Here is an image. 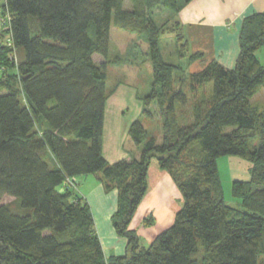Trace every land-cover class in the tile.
<instances>
[{"label": "trees", "instance_id": "obj_1", "mask_svg": "<svg viewBox=\"0 0 264 264\" xmlns=\"http://www.w3.org/2000/svg\"><path fill=\"white\" fill-rule=\"evenodd\" d=\"M0 31V264H264V12L246 17L235 67L218 60L192 73L193 122L176 120L188 93L173 88L180 64L164 60L163 27L123 0H5ZM192 0H143L148 10H170L177 24ZM140 33L149 45L152 91L143 97L162 109L161 142L143 121L128 129L140 157L109 163L103 154L111 26ZM167 30V29H166ZM178 54L186 56L184 33ZM170 31V32H171ZM162 33V34H163ZM19 50V61L14 59ZM101 56L97 61L95 56ZM203 56H189V63ZM10 72H13L11 75ZM160 86V90L158 89ZM210 86L209 95L198 94ZM142 114V115H143ZM154 115V114H153ZM237 156L252 165L249 180H234L228 203L218 160ZM166 171L184 204L151 244L131 227L148 192L152 161ZM96 174L107 192L118 191L112 220L127 239L124 255L106 257L89 202L68 179ZM5 196L13 202L1 203ZM144 223L152 225L148 216Z\"/></svg>", "mask_w": 264, "mask_h": 264}, {"label": "rangeland", "instance_id": "obj_2", "mask_svg": "<svg viewBox=\"0 0 264 264\" xmlns=\"http://www.w3.org/2000/svg\"><path fill=\"white\" fill-rule=\"evenodd\" d=\"M123 8L126 10L133 9L135 6V1L139 2L142 7L140 9L143 11V15H152L155 19L157 26L160 28L163 27L164 32L160 33L161 36V52L165 61L180 64L183 66L184 70H178L176 72L175 77L173 78V88L178 90L182 88L188 93L189 102L185 105L177 104L176 110V120L181 123V125H189L193 122V109L192 102L194 101V97L190 90L193 88L192 81H189L190 75L192 73H196L202 69H195L198 65L199 60L193 64L189 65V56H187V52L185 53V57H181L178 54V41L176 39L177 32H172L171 28L176 27L183 32V25L177 24L174 18L171 16L170 10L164 8L161 4L155 7L152 10H148L143 0H123ZM5 0H0V11L3 5H5ZM0 14V31L3 29L4 25L2 23V18ZM179 19V15L177 17ZM180 21V19H179ZM181 22V21H180ZM167 29V30H166ZM171 31V32H170ZM142 34L140 33H130L128 30L121 29L117 25L111 26V48H110V56L118 61V59H124L125 63L122 65H115L109 67V98L107 100V108H106V135L109 140L110 132L113 128H115V135L119 136V141L122 142L123 147L129 151L133 156H138L137 151H140V148L135 145V143L130 139V137L126 138L125 128L130 125L134 119L140 118L145 126L148 129L149 136H153L157 138L158 142H161L163 136V128H162V109L158 106V102L153 100L150 104L151 116L149 117L146 114H143V104L142 99L146 95H148L152 91V83H153V67L150 61L149 56V45L142 38ZM19 50L16 51L14 59L19 61L20 54ZM258 55L261 58V62L264 65V47L259 51ZM95 59L97 61H101L102 57L96 55ZM13 75V72H10ZM160 90V86H158ZM210 86H205L203 90L199 91V95H209ZM0 91H5L4 88H0ZM261 92L254 98L255 103H259L264 106V95ZM143 111V113H142ZM143 114V115H142ZM116 119H120V127L115 126L114 123ZM117 127L119 130L117 131ZM126 135V136H125ZM133 145V146H131ZM137 149V151H136ZM156 167V169H154ZM251 163L243 158L237 156H223L218 160V169H219V177L226 195V199L229 204L232 206H237L240 208V205L231 198L232 185L235 179L239 177L241 180H249L251 176ZM159 168L157 166V161L154 159L152 161V165L150 166V172L148 174V193H152L154 189H157ZM160 171V170H159ZM89 175L79 176L76 178L79 186H83L85 178ZM99 178L96 174H91L89 177ZM93 179V178H92ZM89 183V182H88ZM87 183V185H88ZM78 186L77 192L82 196L80 188ZM84 197V196H83ZM86 200L87 198L84 197ZM14 198L11 196H5L1 203H10L13 202ZM88 201V200H87ZM171 206L175 207L180 204V208L184 204V200L182 194L177 189L176 194L172 197ZM139 211V210H137ZM137 213V212H136ZM140 213V212H139ZM149 212L145 214L149 216ZM137 232L139 235L142 233L143 226L141 223H138L136 226ZM101 240V239H100ZM142 244L146 243L145 237H141Z\"/></svg>", "mask_w": 264, "mask_h": 264}, {"label": "crops", "instance_id": "obj_3", "mask_svg": "<svg viewBox=\"0 0 264 264\" xmlns=\"http://www.w3.org/2000/svg\"><path fill=\"white\" fill-rule=\"evenodd\" d=\"M258 12H264V0H192L186 4L179 13V19L183 25L185 41L188 43L187 56L195 53L203 54L201 58L190 62L189 65L199 60L195 69L203 70L210 62L218 60L229 67H235L240 52L239 32L242 21ZM261 90L264 95V89ZM119 125L120 119H116L114 127H120ZM129 126L125 128L126 138L130 137ZM129 151L132 150H126L119 141V136L115 135V128L111 130L109 140L107 139L105 116L103 154L107 161L114 163L121 159L132 160L140 157L141 151L136 149L138 156H133ZM159 170L156 172L160 175L158 183L161 185L157 184V189H154L152 193L147 192L131 224L135 230L138 223L142 224L141 235L137 233L140 239L145 237L146 243L143 244L145 246L151 244L161 231L174 222L175 215L180 209V204L176 207L171 206L172 197L177 192L174 181L166 171L160 168ZM89 176L85 178L83 186L79 187H81L82 196L87 198L91 206L95 228L101 239L104 253L106 257L124 255L128 241L117 234L112 220L118 206V191L107 192L99 178L97 181L95 176ZM239 177L235 180H241ZM148 212L149 216L154 218L152 225L144 223L148 217H145V214Z\"/></svg>", "mask_w": 264, "mask_h": 264}, {"label": "built area", "instance_id": "obj_4", "mask_svg": "<svg viewBox=\"0 0 264 264\" xmlns=\"http://www.w3.org/2000/svg\"><path fill=\"white\" fill-rule=\"evenodd\" d=\"M2 18V23H3V25L5 26V27H8L9 25H10V16H9V14H7L6 16H4V17H1ZM71 186V187H73V188H75L76 190L78 189V186H79V184H78V182H77V180H76V178H70V179H68V181H67V183L65 184V186Z\"/></svg>", "mask_w": 264, "mask_h": 264}]
</instances>
